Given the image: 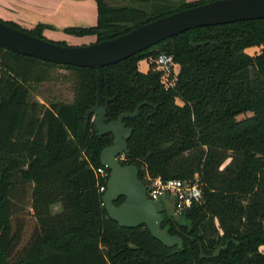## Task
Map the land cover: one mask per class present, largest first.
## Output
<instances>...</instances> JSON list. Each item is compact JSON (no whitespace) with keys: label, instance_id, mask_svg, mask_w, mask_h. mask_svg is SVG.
<instances>
[{"label":"trees","instance_id":"trees-1","mask_svg":"<svg viewBox=\"0 0 264 264\" xmlns=\"http://www.w3.org/2000/svg\"><path fill=\"white\" fill-rule=\"evenodd\" d=\"M94 1V24L63 30L98 41L208 0ZM0 20L48 39L41 23ZM160 51L177 66L166 85L151 61L137 65ZM55 66L73 72L71 100L31 99L32 82ZM100 69L106 120L141 100L155 104L122 119L131 133L120 163L135 164L141 182L144 173L197 174L200 201L177 219L162 215L180 242L165 246L144 224L118 226L101 202L105 181L94 168L112 136H99L90 116L82 127L94 68L0 47V264H264V17L187 28Z\"/></svg>","mask_w":264,"mask_h":264},{"label":"water","instance_id":"water-1","mask_svg":"<svg viewBox=\"0 0 264 264\" xmlns=\"http://www.w3.org/2000/svg\"><path fill=\"white\" fill-rule=\"evenodd\" d=\"M260 17H264V0H208L157 16L116 36L75 45L59 44L38 37L0 20V47L59 64L94 68L95 101L85 109L82 127L85 128L90 116L99 136L106 132L112 136L111 142L99 151V162L108 169L101 202L108 216L118 226L144 224L153 237L165 246H172L180 242V237L175 233H167L160 223L163 214L178 218V214L173 212V197L163 195L157 199L147 198L145 186L138 178L137 166L132 163L121 164L118 158L120 153L126 152V138L131 133V128L125 126L122 119L135 116L141 104L152 105L153 109L155 104L141 100L133 110L120 112L115 119L106 120L104 101L109 97L102 94L100 67L187 28ZM188 43L197 46L218 42L188 38ZM118 196L123 198L114 204Z\"/></svg>","mask_w":264,"mask_h":264},{"label":"crops","instance_id":"crops-1","mask_svg":"<svg viewBox=\"0 0 264 264\" xmlns=\"http://www.w3.org/2000/svg\"><path fill=\"white\" fill-rule=\"evenodd\" d=\"M95 18L94 0H0V19L11 20L26 28L41 23L44 25L41 34L50 39L54 36L65 40L67 36H74L75 39L89 37L92 41L95 38L93 34L75 35L65 32L63 28L70 25H92Z\"/></svg>","mask_w":264,"mask_h":264},{"label":"built area","instance_id":"built-area-1","mask_svg":"<svg viewBox=\"0 0 264 264\" xmlns=\"http://www.w3.org/2000/svg\"><path fill=\"white\" fill-rule=\"evenodd\" d=\"M154 66L160 69L161 73L168 74L174 68L175 60L171 53L160 51L152 57ZM124 153H120L118 158H123ZM95 173L101 180L106 181L108 169L99 165L94 168ZM142 182L145 186V194L149 199H157L163 195H170L174 200L173 212L179 213L201 199L200 183L197 174L191 178L180 179L174 177L162 178L160 175H148L144 173ZM105 184H99L98 190L103 191Z\"/></svg>","mask_w":264,"mask_h":264},{"label":"rangeland","instance_id":"rangeland-1","mask_svg":"<svg viewBox=\"0 0 264 264\" xmlns=\"http://www.w3.org/2000/svg\"><path fill=\"white\" fill-rule=\"evenodd\" d=\"M113 2H121L120 0H111ZM145 3H143V6ZM21 27H26L22 26L19 24ZM54 29L57 30V28L54 27ZM61 31H63L61 29ZM57 33L54 32V34ZM66 34V33H65ZM82 35H89V34H82ZM50 39V38H48ZM51 40H61L58 38H53ZM66 44H82V43H88L91 42L90 38H84V39H75L74 36L66 37L65 40ZM94 41V40H92ZM263 45H254L246 48V51L254 54L257 51L260 50V48ZM149 61L152 62V65L154 64L152 61V57L149 58H141L138 60V68L142 71H145L148 68V63ZM154 66V65H153ZM176 63L174 65V68L170 70L168 74L161 73V80L164 85L167 83H171L173 80V75L176 71ZM73 72L65 67H52L48 70V78L41 80L39 82H32V88L30 92V98L35 99L44 103H48L51 100L54 101H70L72 98V93H73ZM144 174H142L143 176ZM57 204H53L51 208L55 210L57 208ZM264 249V245L261 247Z\"/></svg>","mask_w":264,"mask_h":264}]
</instances>
